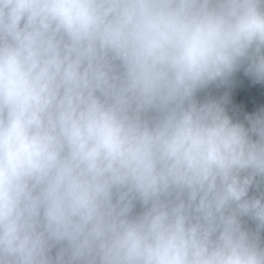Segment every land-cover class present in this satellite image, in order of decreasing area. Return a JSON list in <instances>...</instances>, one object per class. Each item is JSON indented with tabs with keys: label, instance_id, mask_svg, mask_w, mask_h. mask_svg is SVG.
Listing matches in <instances>:
<instances>
[{
	"label": "clouds",
	"instance_id": "clouds-1",
	"mask_svg": "<svg viewBox=\"0 0 264 264\" xmlns=\"http://www.w3.org/2000/svg\"><path fill=\"white\" fill-rule=\"evenodd\" d=\"M244 64L264 0H0V264H264V114L196 98Z\"/></svg>",
	"mask_w": 264,
	"mask_h": 264
},
{
	"label": "water",
	"instance_id": "water-1",
	"mask_svg": "<svg viewBox=\"0 0 264 264\" xmlns=\"http://www.w3.org/2000/svg\"><path fill=\"white\" fill-rule=\"evenodd\" d=\"M247 64L242 65L228 78L227 82L214 83L198 91L197 100L222 101L226 113L233 122L250 127L248 117L264 114V81H258L246 71ZM264 191V185L261 186ZM250 195H258L255 189L250 190ZM139 211V206L136 209ZM245 226L254 229L255 224L248 218H244ZM264 235V233H262Z\"/></svg>",
	"mask_w": 264,
	"mask_h": 264
}]
</instances>
